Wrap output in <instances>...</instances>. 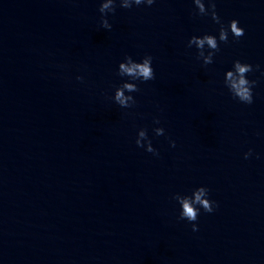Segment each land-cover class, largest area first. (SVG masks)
Here are the masks:
<instances>
[{
	"label": "water",
	"instance_id": "obj_1",
	"mask_svg": "<svg viewBox=\"0 0 264 264\" xmlns=\"http://www.w3.org/2000/svg\"><path fill=\"white\" fill-rule=\"evenodd\" d=\"M99 3L0 0V264H264V77L251 105L223 85L237 58L264 66V0H217L246 32L207 68L187 41L219 25L193 0L117 7L111 30ZM126 54L156 70L133 109L109 98ZM201 184L219 206L194 232L171 197Z\"/></svg>",
	"mask_w": 264,
	"mask_h": 264
},
{
	"label": "clouds",
	"instance_id": "obj_2",
	"mask_svg": "<svg viewBox=\"0 0 264 264\" xmlns=\"http://www.w3.org/2000/svg\"><path fill=\"white\" fill-rule=\"evenodd\" d=\"M157 0H100V26L103 29L111 30L113 24L110 22V14H115L117 7L123 9L138 8L141 6H152ZM195 6L194 16L211 17V19L219 25L218 34L213 32H204L203 34H193L187 41L189 49L196 50V59L202 61V67L214 64L215 58L221 52V45L230 43V37L234 41H239L245 35L246 29L241 25L238 18H233L226 22L217 11V0H193ZM151 54L144 55L141 59L134 58L131 54H126L119 62L117 75L121 78L118 86H115L114 93L109 97L115 104L122 109H133L137 105V97L135 93L140 91V84L154 80L156 70ZM260 73V77H264V66L261 64H253L251 62L235 59L232 66L225 70L223 74V85L231 94L233 99L238 100L242 104L251 105L255 100V88L259 83V78H250V73ZM77 80L83 82L84 76L76 77ZM155 136H165L166 128L161 124V118L155 116L153 118V128ZM169 139L172 147L176 146V141ZM135 143L137 147L144 149L155 157H159V149L153 144V137L149 135L147 127L138 129ZM253 154V149H249L244 153L245 159ZM260 154L257 153V158ZM179 206L178 219L187 221L191 224L192 230L198 231L197 223L202 211L212 213L219 206L218 201L211 198V191L207 185L201 184L191 189L189 192H175L172 197Z\"/></svg>",
	"mask_w": 264,
	"mask_h": 264
}]
</instances>
